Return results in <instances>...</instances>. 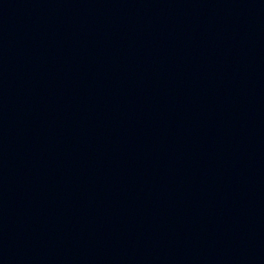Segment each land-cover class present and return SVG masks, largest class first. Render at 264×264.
Here are the masks:
<instances>
[{"label":"water","instance_id":"1","mask_svg":"<svg viewBox=\"0 0 264 264\" xmlns=\"http://www.w3.org/2000/svg\"><path fill=\"white\" fill-rule=\"evenodd\" d=\"M0 264H264V0H0Z\"/></svg>","mask_w":264,"mask_h":264}]
</instances>
